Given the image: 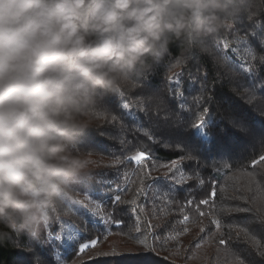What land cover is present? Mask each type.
I'll use <instances>...</instances> for the list:
<instances>
[{
    "label": "trees",
    "instance_id": "trees-1",
    "mask_svg": "<svg viewBox=\"0 0 264 264\" xmlns=\"http://www.w3.org/2000/svg\"><path fill=\"white\" fill-rule=\"evenodd\" d=\"M259 3L260 0H214L210 18L206 19L209 14L205 13L187 19L178 35L165 32L143 58V64L118 71L113 83L97 91L77 118L65 153L68 159L62 165L65 175L46 194L21 199L17 208L6 209L0 216V264H28L32 259L29 253L34 249L27 244V236L44 230L45 213L51 218V210L61 206L62 198L73 196L83 201L86 195L96 197L100 191L115 195V182L111 189L92 192L79 187L92 172H115V168L104 167L112 162L110 154L133 159L146 155L152 165L160 167H168L169 163L176 166L180 158L186 171L199 168L209 175L222 165L237 168L264 153V48L252 35L254 29L264 31V12L257 10L254 22L240 20L242 13ZM233 25L235 36L242 37L246 46L237 43L231 53L217 55L210 49L211 42L222 33L227 37L228 27ZM102 106L115 115V124L105 125L96 119ZM99 127H110L114 134L105 140L96 131ZM89 142H95L96 147H86ZM259 168L264 169V164ZM151 174L160 175L156 171ZM248 180L247 175H235L232 184L246 186ZM120 186L123 188L124 184ZM134 192L133 188L121 194L130 200ZM226 194L234 195L231 185ZM221 195L218 194L217 203ZM141 215L148 219L147 212ZM62 218L80 224L74 216ZM159 222L152 218L153 224ZM208 223L209 217H205L196 225H189L194 230L183 239L184 246L196 235L195 228ZM119 233L120 229L113 227L112 234L99 246L87 250L80 261L142 264L141 254L92 259L108 251L109 245H115L118 251H135L133 242ZM89 235L95 238L96 233H85V241ZM56 244L59 246H54L50 254L51 264H60L61 260L63 264H79L77 256L66 250L61 241ZM194 252L196 259L188 264H207L208 244ZM183 257V251L179 256L161 251L154 259L157 264H185Z\"/></svg>",
    "mask_w": 264,
    "mask_h": 264
},
{
    "label": "clouds",
    "instance_id": "clouds-1",
    "mask_svg": "<svg viewBox=\"0 0 264 264\" xmlns=\"http://www.w3.org/2000/svg\"><path fill=\"white\" fill-rule=\"evenodd\" d=\"M214 0H0V216L40 197L83 106Z\"/></svg>",
    "mask_w": 264,
    "mask_h": 264
},
{
    "label": "snow or ice",
    "instance_id": "snow-or-ice-1",
    "mask_svg": "<svg viewBox=\"0 0 264 264\" xmlns=\"http://www.w3.org/2000/svg\"><path fill=\"white\" fill-rule=\"evenodd\" d=\"M257 10L264 12V0H260L258 6L249 7L240 20L247 18L254 22ZM252 35L264 48V31L254 29ZM237 43L246 46L242 37L235 36L233 25L228 27L227 37L222 33L211 42L210 49L222 55L231 53ZM245 70L251 71V68ZM96 119L103 120L105 125L116 123L115 115H110L105 106L101 107ZM96 131L105 140L114 134L110 127H99ZM90 133L92 130L87 137ZM86 147L95 148L96 144L89 142ZM110 155L112 162L104 167L115 168V172L111 175L92 172L79 187L92 192L111 189L115 182L116 194H101L100 191L96 197L86 195L83 201L73 196L62 198L61 206L51 210V218L45 213L44 230L39 235L27 236V244L34 249L29 253L32 259L28 264H51L50 254L54 246H59L57 241L77 256L79 264H83L80 257L87 250L99 246L112 234L113 227L120 229L119 234L133 242L136 250L118 251L115 245H109L108 251L98 253L92 257L93 260L105 256L141 254L142 264H157L154 258L159 257L161 251H168L173 256H179L183 251L185 264H188L196 259L194 250L208 244L207 264H264V169L259 168L264 164V153L237 168L222 165L209 175L199 168L186 171L180 158H177L176 166L169 163L168 167H160L152 165L146 155L135 159L132 156ZM153 171L160 175L152 176ZM235 175H247V185L237 187L232 184ZM229 185L234 195L226 194ZM133 188L132 199H124L121 193L126 194ZM218 194H222L219 203ZM145 212L147 220L141 215ZM64 215L76 217L80 221L79 226L63 219ZM153 217L160 222L153 224ZM205 217H209V223L195 228L196 235L185 247L183 239L194 230L189 225H196ZM101 222L107 227H103ZM91 231H95V238L89 235L85 241V233ZM56 254L59 258V253ZM164 260L167 261V257ZM60 264H63L62 260Z\"/></svg>",
    "mask_w": 264,
    "mask_h": 264
},
{
    "label": "rangeland",
    "instance_id": "rangeland-1",
    "mask_svg": "<svg viewBox=\"0 0 264 264\" xmlns=\"http://www.w3.org/2000/svg\"><path fill=\"white\" fill-rule=\"evenodd\" d=\"M22 199H26V198H22ZM17 212H18V209H17Z\"/></svg>",
    "mask_w": 264,
    "mask_h": 264
}]
</instances>
